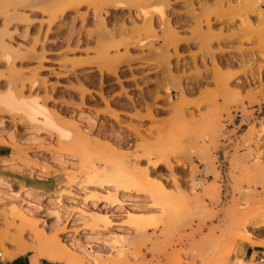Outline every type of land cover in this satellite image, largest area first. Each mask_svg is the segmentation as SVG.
<instances>
[{
  "label": "rangeland",
  "instance_id": "374dc122",
  "mask_svg": "<svg viewBox=\"0 0 264 264\" xmlns=\"http://www.w3.org/2000/svg\"><path fill=\"white\" fill-rule=\"evenodd\" d=\"M143 1L149 10L159 4ZM169 1L163 19L168 27L159 26L165 22L153 14L155 33L140 28V11L132 6L104 13L109 28L119 19V27L130 24V56L117 67L118 76L97 70L95 39L102 31L92 9H79V15L89 13L85 22L73 11L58 17L48 33V17L31 13L25 39L26 24L16 25L12 42L21 46L23 57L17 56L13 66L0 59V94L11 90L36 99L71 140L63 142L54 130L0 107V145L14 152L5 161L11 179L0 177V254L5 259L17 254L11 239L37 244L35 235L42 232L92 255L101 251L102 261L89 264H264V253L249 262L237 257L239 243H264V227L255 228L253 236L246 230L264 220L258 213L264 205V0H253L250 21L238 16L232 7L236 0ZM58 25L63 27L57 31ZM169 29L179 35L175 42H165ZM66 36L77 39L68 42ZM164 49L168 66L152 57ZM117 50L109 54L125 53ZM175 82L185 86V95ZM159 159L168 165L152 169ZM91 169L103 171L106 182L134 173L143 184L129 193L116 191L115 185L82 189L75 176ZM33 182L42 184L37 187L43 197H28L25 183ZM148 186L162 188L174 211L162 215L142 192ZM109 197H119L120 204H109ZM18 204L28 216L24 225L12 217L11 205ZM93 212L100 215L97 221L91 220ZM89 237L99 249L91 247Z\"/></svg>",
  "mask_w": 264,
  "mask_h": 264
},
{
  "label": "bare ground",
  "instance_id": "6f19581e",
  "mask_svg": "<svg viewBox=\"0 0 264 264\" xmlns=\"http://www.w3.org/2000/svg\"><path fill=\"white\" fill-rule=\"evenodd\" d=\"M182 1H184V0H182ZM148 2L150 3V1H148ZM158 2H159V4H157L155 6H153V4H150L149 6H153V7L151 10H149L148 8H150V7H148V5H147L148 3L143 1V0H0V20H1L0 21V25H1L0 26V59L7 62L9 65L13 66L14 62H15L14 60L17 58V56L23 57L21 46L18 45V47H15V45H13L12 38L14 35L17 34L16 25L18 23L26 24V25H24L26 28L24 29V31L22 30L23 31L22 37H23V39L28 37L27 36L28 35V29H29V26H31V22H32V21L30 22V20H31L30 14L31 13H34L36 11H40V13H42L48 17L46 22L43 21L48 26L46 29V33H48L49 27L51 28L50 25L51 24L53 25V23L56 22L55 20L58 17L61 18L62 16L66 15L70 11H73L74 14H76L78 16L77 17L78 19L80 18V20L85 22V16H86V14H89V13H87L88 11L84 14L82 13L81 15H79L80 13L78 11L81 7L86 6L87 10L92 9L91 10L92 11L91 15L93 14L92 18L95 19L97 26L102 31L101 33H100V31H98V33L96 34V35H99L98 37H96V35H95V37H96L95 41L98 38V42H99V45H98L99 47L97 46L99 49L97 48V50H95V51L96 52L98 50L100 51L99 53H97L99 55V57H97V60H98L97 61L98 62L97 63V70L101 74L104 73V74H109L112 76H118L117 75V69H118L117 67L119 66L120 63L124 62L130 56V53L129 52H128L129 54L127 53L128 47L131 44L129 42L131 40V39L129 40V33H131V29H130L129 33L127 32V29H128L127 26L130 28V26H129L130 24L126 26L125 25L126 23H124L125 26L122 24L121 27H119V25L121 24L119 16L118 17L115 16V19L117 18L116 20L119 19L118 25L115 22L116 23V25H115L116 27H115L114 26L115 23L113 22L114 24L111 23V24H113V26H111V24H110V27H114V28H109L108 23L106 22V19L104 18L105 17L104 13L107 14L109 9H110V11H112L111 9L121 10V9H125L127 7L132 6L133 9L135 8V9L140 11V15H141L142 20H143V23H142V20L140 22V23H142L140 25V28H143L145 30L154 31V33H155V30L157 28L155 29V25L153 24L154 23L153 22V14L158 15V18L160 17L162 20L164 18H167V17H165L166 14L164 12L165 11L164 8H166L169 5L170 1L169 0H158ZM158 2H156V3H158ZM171 2H172V0H171ZM186 2H187V0H186ZM203 6L204 5H202V7ZM232 7H234V10H235V7H237L238 9L236 8L237 10H235V11L237 12L238 16L244 17L245 20H247L251 15L253 16L254 12L256 11V5H255V2L253 0H236L232 3ZM230 8H231V6H230ZM128 10H130V9H128ZM230 10L232 11L233 9H230ZM258 12L259 11L257 10V13ZM113 13H115V11H113ZM119 13H121V12H119ZM130 13H131V11H130ZM258 16H259V14H258ZM120 17H122V16L120 15ZM242 17H241V19H242ZM73 18L71 19L72 25L74 24V22H72V21H75V19H77V18H74V19ZM130 18H132V16H130ZM138 18H140V17H138ZM135 20L134 21L131 20L129 23H131V22L135 23L136 22ZM245 20H243V21H245ZM250 20H251V18H250ZM154 21H155V19H154ZM41 22L39 23V26H40ZM123 22H125V20H123ZM44 23H43V25H45ZM159 23H160V21H159ZM163 23L165 25L166 21L163 20L162 24ZM82 24H83V22H82ZM170 24H171V21H170ZM164 25L159 24V26H163V29L165 27L166 28L168 27L167 24H166L167 26H164ZM247 25L251 26V23L247 22ZM253 25H255V24H253ZM61 26L63 27V25H61ZM117 26L119 28H121L119 35L116 34V32L119 31V28ZM137 26L138 25L135 24L133 27L135 28ZM255 26H257V25H255ZM60 27L58 25L56 30L57 29L60 30ZM69 27H68V29H70ZM72 27H71V30L73 29ZM9 28H12V29L14 28V30L10 31ZM115 28H118V30H115ZM138 28H139V26H138ZM171 28H172V26H171ZM71 30H69V31H71ZM175 30L169 29L167 33H164V34H166L165 35V42L166 43L175 42L178 39L179 35H177V31H175ZM74 31L76 32L77 30L74 29ZM92 32L93 31H91V34H92ZM148 33H150V32H148ZM71 35L72 34H70L69 36H71ZM69 36H66L65 39L68 38ZM89 36H91L90 33H89ZM81 38H80V41H81ZM70 39H71V37L68 38L66 41L69 42ZM75 39H77V38H75ZM75 39L74 40L71 39V40L74 42ZM44 40H43V42H44ZM37 41L38 40H36V42ZM66 41H65V43H66ZM43 42H40V43H43ZM68 42L66 44H68ZM131 42H132V40H131ZM133 42H134V40H133ZM75 43H78V42L76 41ZM82 43H84V42H82ZM177 43H178V41H177ZM73 44L74 43H72V45ZM137 45L138 44H133V46H136V47H137ZM177 45L178 44L175 43L174 48H177V47H175ZM68 47H70V45H68ZM74 47H75V44H74ZM131 47H132V44H131L130 48ZM119 48H122L123 50L125 49V53L122 52L121 55L119 53H118L119 55L115 54L116 56H114V54H109L110 50L113 51L115 49V51H118L117 49H119ZM151 49H153V48H151ZM76 50H78V49H76ZM72 51H74V50L72 49ZM165 51H166L165 49L162 51L157 50V51H155L154 54H152L153 55L152 57H155V58L157 57L158 59L161 60V62H163L165 65L168 66L169 53L168 52L166 53ZM25 57H26V55H25ZM38 57H40V55ZM95 67H96V65H95ZM39 68H41V67L39 66ZM168 77L171 80L174 79V77L171 75V73L170 74L168 73ZM168 77H167V81L169 80ZM169 83H170V81H169ZM176 83L177 82H175V84ZM173 86L174 87L177 86V90H180L181 93L185 95V93H186L184 91L185 86L180 85V83H177V85H173ZM174 87H172V88H174ZM83 91H84V89H83ZM166 91L170 92V89H166ZM184 101H185V97H183V95H182V98L180 100L181 106L184 105ZM106 105H107V101H106ZM0 107H3L8 112V114L10 113V115H12V113H13V115H14V113L21 115L23 118L26 119V121L28 123H30L32 125H41L44 129L54 130L58 134L59 138L63 140V142L71 140L70 132L68 130H66L64 128V126H62V124L59 122V120H56L55 115H53L51 112H49V109L47 110L46 108L39 105V103L37 102L36 99H25V98L17 96L15 93H13L11 90H9L8 92H6L4 94H0ZM148 109L151 110L150 107H148ZM115 114L117 115V113H115ZM116 117L117 116H114L113 118H116ZM142 119H143V117H142ZM149 120H151V119L149 118ZM217 124H219V123H217ZM217 128L218 127H216V129ZM261 155H262V153H261ZM260 157L261 156H259V158ZM256 158L259 159L258 156ZM154 162H155V160H154ZM166 162L167 161L164 159H159L154 164L152 163L153 164L152 169H156L159 165H162V166H164V164L168 165ZM10 163H11V161H10ZM107 169H108V167H107ZM135 173H136V171H135ZM148 176H150V175H148ZM75 178L78 180L77 184L82 189H87L88 184H96L99 188H106V187H110V186L115 185L114 188L116 189V191L117 190L123 191L124 193H129L130 190H132L133 188H136L140 184H143V183H141L142 178L135 175L134 173H127V174L126 173H120L119 175H117L115 180H113V181L107 180V182H106L104 180L105 178H104L103 171H99L98 169H91V170H87L84 172H80L79 175L75 176ZM26 192L28 193V197H29V195H32V194L41 195L40 193H38V191H35L33 189H29V188H26ZM142 192L148 194V196L151 197L153 199V201L158 206H160L158 208L160 209L162 215L167 214L171 211H174L173 208H170L171 198L163 192L162 188L148 186V187H144ZM114 194L116 195L118 193L115 192ZM41 196L43 197V195H41ZM109 198L110 199H108V201L112 200V201H109V204L111 203L114 206L120 204L119 197H115L113 199H112V197H109ZM10 204H14V203H10ZM11 207H12L11 212H12L13 219L19 220L21 222V224H23V225L26 224L28 216L25 212L22 211V209H20V205L19 206H17V205L12 206L11 205ZM259 212H260V216L264 219V205L261 206L258 213ZM97 214L94 213L91 216V220L99 219L98 217L100 215L97 216ZM161 214L159 215L160 217H161ZM101 216H103V215H101ZM103 218H104L103 221L108 220V218H105V217H103ZM138 221L139 220H137L136 222H138ZM107 223H108V221H107ZM253 225L249 229L246 228L247 233L249 235L253 234L252 232L255 228H263L264 227V220L261 221V223H257L256 225L254 223ZM93 227L98 229V225H96L94 223V221H93ZM93 238L94 237H89L88 243L91 245V247H93V248L96 247L99 249V247H100L99 243L97 241H95ZM35 239L38 241L37 244L25 243L21 239H11L12 240L11 243H13L17 247V254L14 257H18V256L26 255L28 253H32L29 256L30 264H40L41 260H46L49 262H59V263H64V264H86V263L89 264L88 263L89 261H91V262H97L99 260L102 261L101 258H99L101 255V253H100L101 251L99 252V250H96L95 248L94 249L96 251L92 255V253L90 251L89 252L91 254L89 252L81 250L80 248H78V246L69 245V244L67 245L65 243L62 244L59 241H57L54 237L47 236L42 232L37 233L35 235ZM120 239L122 241L126 240V238L124 236H120ZM248 244L249 245L264 246L263 242L254 241V240L249 241ZM120 249H123V248H120ZM91 250L93 251V249H91ZM193 258H195V257H192V259ZM111 264H124V262L121 260H117V261H114V263L111 262Z\"/></svg>",
  "mask_w": 264,
  "mask_h": 264
},
{
  "label": "crops",
  "instance_id": "0c3cea01",
  "mask_svg": "<svg viewBox=\"0 0 264 264\" xmlns=\"http://www.w3.org/2000/svg\"><path fill=\"white\" fill-rule=\"evenodd\" d=\"M13 155L14 152L11 147L0 145V177L1 178L11 179V175H13V173L6 168L7 165L5 164L6 162L4 161L11 159ZM25 185L27 186V188H31L38 192L42 190L39 187H37L39 185H42L40 182H36V183L33 182L30 184L25 183ZM261 249L262 248L259 245H249L246 242L244 243L241 242L239 243L238 246L237 257L238 259H242L246 262H249L253 256L257 258L259 257V255H263L264 252ZM262 260L263 259L260 258V261ZM0 264H30L29 254L14 257L12 260L0 258ZM40 264H45V263L43 261H40Z\"/></svg>",
  "mask_w": 264,
  "mask_h": 264
},
{
  "label": "built area",
  "instance_id": "2783aa9c",
  "mask_svg": "<svg viewBox=\"0 0 264 264\" xmlns=\"http://www.w3.org/2000/svg\"><path fill=\"white\" fill-rule=\"evenodd\" d=\"M0 258H4V257H2V255L0 254ZM262 261H263V260H262ZM262 261H261V262H262Z\"/></svg>",
  "mask_w": 264,
  "mask_h": 264
}]
</instances>
